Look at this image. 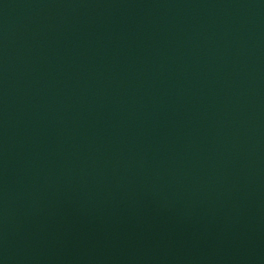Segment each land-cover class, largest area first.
I'll list each match as a JSON object with an SVG mask.
<instances>
[{
	"label": "water",
	"instance_id": "95a60500",
	"mask_svg": "<svg viewBox=\"0 0 264 264\" xmlns=\"http://www.w3.org/2000/svg\"><path fill=\"white\" fill-rule=\"evenodd\" d=\"M0 264H264V0H0Z\"/></svg>",
	"mask_w": 264,
	"mask_h": 264
}]
</instances>
